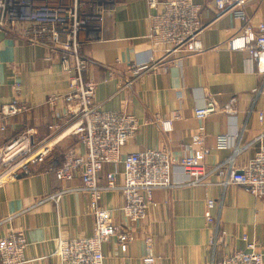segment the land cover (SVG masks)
I'll return each mask as SVG.
<instances>
[{
  "label": "crops",
  "instance_id": "1",
  "mask_svg": "<svg viewBox=\"0 0 264 264\" xmlns=\"http://www.w3.org/2000/svg\"><path fill=\"white\" fill-rule=\"evenodd\" d=\"M193 1L202 5L201 19L206 26L203 52L163 59L161 50L154 51L149 37L152 10L146 0H116L114 9L104 16L100 34L82 41L81 53L88 60L84 79L96 82V101L106 110L131 112L141 123L124 146L123 156L153 148L175 160L169 173L171 186L154 191L140 224L130 225L119 211L124 203L119 190L104 193L101 204L111 210L118 225L128 227L134 235L124 253L115 237L104 243V264H143L147 235L154 237L156 264H218L248 242H256L264 254V199L242 186L224 187L215 173L203 183L189 184L190 176L179 164L186 143L201 123L194 108L208 98L222 107L235 99L232 112L219 111L204 121L209 152L197 148L195 154L208 168L232 159L241 169L264 144V93L253 91L262 76L246 52L226 44L245 23L232 12L218 14L214 0ZM244 10L254 27L264 22V0H246ZM48 54L45 46L0 30V105L17 99L30 107L11 118L8 129L0 133V146L29 127L35 129L37 140L56 129L58 119L46 100L50 94L66 93L68 78L59 54L51 60ZM150 63L157 64L135 69ZM73 106L61 101L56 111L69 113ZM176 113L180 118L173 121L170 132L164 131L160 119ZM225 134L238 136L235 146H217V137ZM70 147L83 151L77 137L63 131L53 155L62 156ZM109 171H116L117 182H122L123 163L105 165L101 182ZM81 186L79 177L61 180L46 172L44 165L33 166L30 175L0 179V237L12 230L25 232L28 244L23 264H54L61 239L93 233L89 196ZM67 188L72 190L58 203L47 198ZM209 198L216 201L215 219L210 223L205 218ZM217 228L220 239L212 244Z\"/></svg>",
  "mask_w": 264,
  "mask_h": 264
},
{
  "label": "built area",
  "instance_id": "2",
  "mask_svg": "<svg viewBox=\"0 0 264 264\" xmlns=\"http://www.w3.org/2000/svg\"><path fill=\"white\" fill-rule=\"evenodd\" d=\"M152 10L149 37L153 50L163 52V59L183 56L204 51L202 34L206 28L201 19L202 5L193 0H146ZM116 0H0V30L16 33L27 42L45 46L48 60L59 54L60 63L68 78L66 93H53L46 103L58 119L55 130L46 138L37 140L34 128H26L7 139L0 146V179L17 178L30 175L32 167L44 165L46 172L54 173L61 180H82L81 190L89 196L94 216V230L90 236L61 239L54 253V264H104L103 245L112 237L124 253L134 240L132 231L118 225L111 210L102 204L106 191L119 190L124 203L119 211L130 225L142 223L148 213L157 189L171 186L169 173L175 162L164 150L148 148L143 151L127 153L123 156L124 146L135 137L141 123L131 112L125 110H106L96 101L97 84L86 81L84 72L88 60L82 56V41L92 40L100 34L103 19L115 7ZM218 14L232 12L235 18L244 21L239 32L227 40L233 50L244 51L256 65L262 76L261 84L253 91L264 93V22L253 26L244 6L246 0H214ZM150 63L135 67L136 71L155 66ZM74 103L69 113L56 111L59 103ZM233 98L225 106L208 98L202 106L194 108V116L200 120L196 133L186 143V151L179 159L181 168L190 176L189 184H200L212 173L220 178L218 183L224 187L238 185L253 196L264 199V144H261L246 166L239 169L232 159L208 168L195 154L198 148L208 153L205 147L206 126L204 121L219 111L232 112ZM30 107L17 99L0 105V133L5 132L13 116L25 113ZM180 118L160 119L164 131L172 130L173 121ZM61 122H60V121ZM77 137L83 151L70 147L62 156L55 157L53 149L62 132ZM238 136L225 134L217 137L218 147L235 146ZM237 151L240 149L236 147ZM123 163L122 182L116 180V171L100 174L107 164ZM67 188L48 196L58 203ZM216 206L213 198L207 199L205 218L208 223L215 217L212 212ZM1 224V222H0ZM211 243L220 239L219 230ZM246 239V237H244ZM145 255L143 264H156L158 257L154 252V237L145 236ZM28 244L23 230H12L0 237V264H23L26 262L25 248ZM218 264H264V254L258 250L256 242H248L244 249L227 255Z\"/></svg>",
  "mask_w": 264,
  "mask_h": 264
}]
</instances>
